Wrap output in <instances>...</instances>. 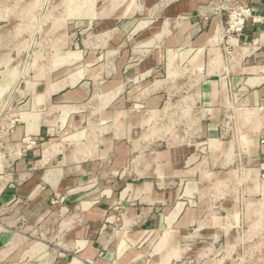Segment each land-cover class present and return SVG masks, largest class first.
<instances>
[{"label": "crops", "instance_id": "1", "mask_svg": "<svg viewBox=\"0 0 264 264\" xmlns=\"http://www.w3.org/2000/svg\"><path fill=\"white\" fill-rule=\"evenodd\" d=\"M145 1L154 6L152 25L150 9L136 21L126 7L96 21L111 29L93 43L107 48L125 33L142 40L146 54L127 76L144 82L125 94L120 75L111 77L108 68L107 93H87L84 85L62 93L61 81L58 93H31L27 107L39 116L28 130L41 136L64 129L7 174L0 171V264H237L241 257L243 182L253 185L250 192L264 187L259 170L247 165L264 159V24L249 18L229 51L216 42L226 21L219 0ZM247 2L253 17L264 14V0ZM126 60L125 53L123 69ZM113 66L114 72L120 62ZM189 69V91L174 93L175 74ZM171 97L177 112V98H191L201 124L192 116L183 127L190 136L135 156L136 141L125 137L120 116L132 112L133 98L144 105L143 118L156 117L155 134L162 135L175 128L162 122ZM88 98L91 105H79ZM58 108L67 117L63 125L56 122ZM132 117L133 125L143 124ZM118 199L125 216L115 233L110 210Z\"/></svg>", "mask_w": 264, "mask_h": 264}, {"label": "rangeland", "instance_id": "2", "mask_svg": "<svg viewBox=\"0 0 264 264\" xmlns=\"http://www.w3.org/2000/svg\"><path fill=\"white\" fill-rule=\"evenodd\" d=\"M244 4L250 6L247 0H219L218 8L225 10L226 21L222 31L217 35L216 42L221 43L226 50L231 51L237 46V39L241 35L230 30L229 15ZM126 7L136 13L137 17L134 18L136 21L144 18L146 9H150L153 15L149 19L150 24L156 21L154 6L146 7L145 0H0V171L2 175L11 171L15 162L30 149L41 148L48 139H59L64 129L57 128L59 134L49 135L45 132L41 136H35L32 129L28 130V126L31 128L39 116L32 114L27 107L31 93H58L55 91L57 88L55 85L60 81L63 85H67L62 93L77 90L81 85H84L87 93H107L108 68L111 69V77L117 78L120 75V83H118L120 90L125 94L145 81L140 76L135 77V80L127 76L129 65L140 62L139 59L146 54L147 48L139 46L142 40L138 37L129 33L116 34L114 36L116 44L112 43V46L106 44L107 48L109 46L110 48L97 49L93 46L95 35L111 29L98 26L96 21L112 19L115 13L123 11ZM125 53L127 65L126 69H123L122 60ZM132 57L134 61L131 60ZM116 60L120 62V67L118 70L115 68L114 74L113 63ZM189 71L190 69L175 74L176 79L172 82L174 87H171L174 93L189 91ZM132 99L127 108L132 112L124 117L120 116V121L124 124L122 131L125 137L136 141L135 156L150 154L154 150L155 143L166 145L174 136L178 138L190 136L191 130L183 127L192 116L198 125L202 122L191 98L187 100L185 97H178L180 112L179 110L177 112L176 106H173L175 111H172V103L176 102V97H171L166 100L169 101L165 112L169 114L163 117L162 122H171L170 124L175 125V128L166 131L164 129L160 133L162 135H156L154 130L156 117L144 113L148 115L144 116L147 118L144 119L142 116V111H145L144 105L140 106ZM91 100L94 102V99L88 98L79 105L89 106ZM188 109H191V112L195 111L194 114L187 115L185 110ZM55 114L58 117L57 125H63L61 122L67 119L64 118L63 110L58 108ZM133 115L141 117L140 120H144L143 124L133 125ZM246 121L248 124L249 120ZM200 131L195 130L196 137L201 133ZM100 134H103V131H100ZM196 153L198 156L201 154L199 149ZM109 163L111 164V161ZM131 163L134 161L132 160ZM247 165L248 169L257 168L259 182L264 181V159L248 161ZM243 186L247 189L242 194L243 224L238 238L241 257L236 258V262L264 264V187L255 186L250 192L248 186L253 187L251 183L243 182ZM62 201L63 197H59L54 203ZM110 211V216L113 217V232L118 233L123 229L125 216L121 199L116 200ZM19 264H27V262L23 261ZM42 264H55V262ZM188 264L197 263L190 261Z\"/></svg>", "mask_w": 264, "mask_h": 264}, {"label": "built area", "instance_id": "3", "mask_svg": "<svg viewBox=\"0 0 264 264\" xmlns=\"http://www.w3.org/2000/svg\"><path fill=\"white\" fill-rule=\"evenodd\" d=\"M253 18L255 22L263 23L264 22V14L253 17L251 6L246 4L242 5L241 8L232 12L229 15V27L232 32H236L241 34L243 31L245 24L249 18Z\"/></svg>", "mask_w": 264, "mask_h": 264}]
</instances>
